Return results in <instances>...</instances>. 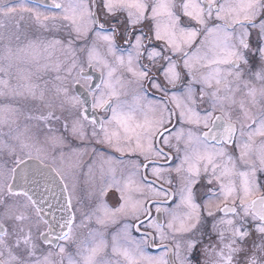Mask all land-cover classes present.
Returning <instances> with one entry per match:
<instances>
[{"label":"snow or ice","instance_id":"snow-or-ice-1","mask_svg":"<svg viewBox=\"0 0 264 264\" xmlns=\"http://www.w3.org/2000/svg\"><path fill=\"white\" fill-rule=\"evenodd\" d=\"M0 264H264V0H0Z\"/></svg>","mask_w":264,"mask_h":264},{"label":"flooded vegetation","instance_id":"flooded-vegetation-1","mask_svg":"<svg viewBox=\"0 0 264 264\" xmlns=\"http://www.w3.org/2000/svg\"><path fill=\"white\" fill-rule=\"evenodd\" d=\"M36 2H38V0H36ZM109 203H111V198H109ZM154 251V250H153Z\"/></svg>","mask_w":264,"mask_h":264}]
</instances>
